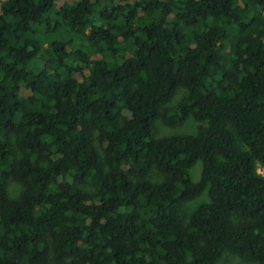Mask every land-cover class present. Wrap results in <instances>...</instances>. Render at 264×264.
<instances>
[{
  "label": "trees",
  "instance_id": "16d2710c",
  "mask_svg": "<svg viewBox=\"0 0 264 264\" xmlns=\"http://www.w3.org/2000/svg\"><path fill=\"white\" fill-rule=\"evenodd\" d=\"M260 167L264 0H0V264H264Z\"/></svg>",
  "mask_w": 264,
  "mask_h": 264
},
{
  "label": "rangeland",
  "instance_id": "374dc122",
  "mask_svg": "<svg viewBox=\"0 0 264 264\" xmlns=\"http://www.w3.org/2000/svg\"><path fill=\"white\" fill-rule=\"evenodd\" d=\"M185 94H186L185 89H179L174 99L169 104H167L168 107L175 105ZM201 124H204V122H199V121L194 120L193 118H189L188 120H186L183 124H181L178 127H170L166 125L162 119H158L157 124H156L157 125L156 126L157 136L165 137V136H170L174 134H192L197 131V129L199 128ZM201 170H202V162L198 161L190 169V174L193 180H198L200 178ZM156 172L157 171L152 172V177L155 179L157 177ZM259 172L264 174V169L260 167ZM8 189H9V194L11 197H18L24 191L23 184L19 183L18 181L14 179L9 180ZM205 200H207V194H203V196L197 200H193V201L185 203L181 209L182 213L189 214L194 208L197 207V205L200 202H203ZM219 264H257V263L244 261L237 255H234L231 252L226 251L223 257L221 258V260L219 261Z\"/></svg>",
  "mask_w": 264,
  "mask_h": 264
}]
</instances>
